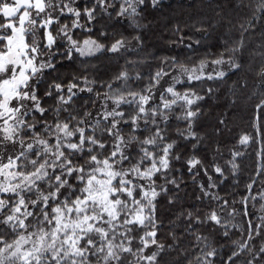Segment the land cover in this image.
<instances>
[{
    "label": "snow or ice",
    "instance_id": "6c2138e0",
    "mask_svg": "<svg viewBox=\"0 0 264 264\" xmlns=\"http://www.w3.org/2000/svg\"><path fill=\"white\" fill-rule=\"evenodd\" d=\"M75 3L76 0H0V144L10 145L7 151H0V264H181L179 260L164 261L165 248L173 246L157 239V198L171 190L168 184L179 191L176 177L167 180L175 141L167 142L166 129L160 125L169 122L168 113L179 102L189 125L187 136L197 137L191 124L200 111L196 104L203 97L195 91V85L225 80L231 70L239 73L246 61L245 38L240 35L230 48L211 53L191 66L176 57H164L168 63L154 72L149 69V82L142 90L125 91L127 81L141 78L140 72L120 70L109 79H89L87 73L88 62L98 54L119 55L127 45L126 38L120 35L106 45L91 36L74 38L72 31L81 26V15L95 23L96 10L106 11V0H88L83 7ZM143 3L144 0H118V7L111 6L112 12L117 17L126 15L135 24L138 6ZM151 4L157 5V0H151ZM256 7L264 13V0ZM67 15L73 17L70 25L61 24ZM248 23L251 25L250 20ZM176 31L180 32L179 26ZM99 35L107 38L108 34ZM194 37L195 31L188 37L186 48L190 51ZM179 40L183 42V35ZM61 41L66 42L63 50ZM194 42L197 46L201 43L199 39ZM65 56L80 61L82 74L74 73L66 84L57 82V74V79L47 77L51 79L47 83L46 73L58 67L56 58ZM261 77L264 87V68ZM41 83L45 90L38 87ZM184 83L189 86L183 87ZM240 83L247 81L242 77L233 81L234 86ZM94 85L103 91H95ZM78 92L95 98L85 101L82 110L76 109L82 114L74 115L69 105H74ZM212 92L211 87L207 88L208 94ZM46 99H53L54 107L44 106ZM256 107L264 108V100ZM49 112L53 113L51 118L37 119V114L47 116ZM61 112L65 113L63 117ZM218 122L223 124V117ZM125 126L130 128L127 135L123 133ZM149 128L154 131L143 138L136 135ZM254 131L264 136L259 126ZM251 139L243 134L240 143L246 145ZM238 155L231 153L233 158ZM186 164L191 173L202 161L193 155ZM228 165L233 172L237 170L232 160L225 162ZM210 168L219 177L224 176V167L219 163L213 161ZM203 171L207 175L209 168ZM256 174L264 176V166ZM156 178L167 183L157 184ZM254 185L249 177L245 188L250 190ZM198 186L205 197L228 206L226 199L212 191L216 185L211 176ZM257 195L264 199V192ZM247 199L240 198L241 216L247 212ZM168 201L174 202V197L168 196ZM204 219L228 226L226 220L221 224L222 217L214 209L208 210ZM193 220L202 222L199 215L187 210L189 228ZM245 223L246 238L233 241V249L222 264H236L242 253L253 252L248 247L253 230L262 234L264 225L251 220ZM133 229L143 230V234L134 238ZM134 239L140 242L135 249ZM195 239L200 251L195 260L187 259L186 264H213L216 249L199 234ZM129 256L134 260L129 261ZM257 257L264 264V244L253 252L247 264H255Z\"/></svg>",
    "mask_w": 264,
    "mask_h": 264
},
{
    "label": "trees",
    "instance_id": "16d2710c",
    "mask_svg": "<svg viewBox=\"0 0 264 264\" xmlns=\"http://www.w3.org/2000/svg\"><path fill=\"white\" fill-rule=\"evenodd\" d=\"M87 2L88 0H76L75 6L83 7ZM259 3L260 0H157V5L153 6L151 0H144L143 5L138 6L136 23L133 24L126 15L117 17L112 12L111 6L118 7V0H106L104 6L106 11L102 12L99 8L96 10L95 23L87 21L81 15V26L72 30L75 34L74 38L83 39L84 36H91L106 45L120 35L126 38L127 45L119 55L107 52L98 54L95 60L88 62L90 67L87 73L89 79H109L120 70H127L130 73L140 72L141 78H131L127 81L129 87L124 89L125 91L142 90L143 85L149 82V69L154 72L168 63L164 57H176L178 61L191 66L200 59L209 58L211 53L230 48L232 42L238 40L240 35L245 38L246 61L239 73L231 70L232 74L225 80L206 81L202 85H195V91L203 97L202 102L196 104L200 111L191 124V129L197 133V137L187 136L189 125L183 117V106L179 102L168 113L169 122L160 125L166 129L164 134L167 142L175 141L174 150L170 153L171 167L167 172V180L176 177L179 184L178 192L174 186L168 184L171 190L161 193L157 198L156 218L160 221L157 239L160 243L173 246L171 249L165 248L164 261L179 260L181 264H186L187 259L195 260L197 252L200 251L195 239L199 234L217 251L213 264H222L227 261V256L233 249V241L241 237L246 238V221L251 220L253 224L264 225V207H262L264 199L257 195L264 192V176L256 174L261 166H264V155H262L264 136L254 131V128L259 126L260 132L264 133V108L256 107L260 100H264V87H261V68H264V13L256 7ZM88 6L91 4L88 3ZM71 19L73 17L67 15L60 23L68 22L70 25ZM249 20L251 25L248 23ZM177 26L180 27V32L176 31ZM56 27L58 28L59 25ZM52 30L55 35V30ZM194 31L193 48L190 51L186 45L189 43L188 37L192 36ZM100 32L108 34L107 38H102ZM181 35L184 37L183 42L179 40ZM136 37H139V40ZM57 39L61 38L57 37ZM195 39L200 40L199 46L195 44ZM65 43L61 41V50ZM47 51L45 49V53ZM56 59L59 62L58 67L55 71L46 73L47 83H51V79H57V74H59L57 82L65 84L72 79L74 73L82 74L79 60L67 56ZM167 71L165 67V72ZM239 77L247 83L234 86L233 81L238 80ZM188 86V83L183 85V87ZM38 87L45 90L43 83ZM93 87L95 91H103L95 85ZM209 87L213 89L211 94L207 93ZM177 90L183 91L180 87H177ZM94 98V95L90 96L87 92H78L74 105L69 107L73 108L74 115H80L81 111L76 109L82 110L84 102ZM44 106L54 107L53 99H46ZM87 107L91 111V105ZM52 115L51 112L47 116L37 114V119H49ZM60 115L63 117L65 113L61 112ZM221 117L224 119L223 124L218 122ZM217 128L219 131H216ZM129 131L128 126L123 128L125 135ZM150 131L154 129L149 128L147 131L137 132L136 135L143 138ZM243 134L252 137L246 145L240 143V136ZM2 145L0 144V150L4 146ZM232 152L239 155L233 158ZM193 155L199 156L202 164L190 173L186 160ZM177 156H179L178 160ZM229 160L237 164L235 172L230 165L225 166V162ZM213 161L224 167L223 177L212 172L210 165ZM206 167L209 168L207 175L203 171ZM208 176L212 177L216 185L212 191L227 200V207H223L220 201L202 194L198 185L201 181H207ZM249 177H252L255 185L250 190H246ZM156 182L167 183L160 178H156ZM170 195L174 197L172 203L168 201ZM242 196L248 198L247 212L243 216L240 211ZM210 209L216 210L222 217V225L223 221H228L226 228L204 219L205 213ZM233 209L235 212L232 211ZM187 210H191L194 216L199 215L202 222L196 223L193 220L189 228ZM0 230H3L2 226ZM142 234L143 230H132L134 238ZM116 242L119 243V239ZM139 243L138 239H134L133 248L135 249ZM262 244H264V230L259 235L253 230V238L248 247L254 252L259 250ZM253 252L242 253L236 264H247L248 260L253 259ZM127 259L132 261L134 257L129 256ZM260 261L261 258L257 257L255 264H260Z\"/></svg>",
    "mask_w": 264,
    "mask_h": 264
},
{
    "label": "rangeland",
    "instance_id": "374dc122",
    "mask_svg": "<svg viewBox=\"0 0 264 264\" xmlns=\"http://www.w3.org/2000/svg\"><path fill=\"white\" fill-rule=\"evenodd\" d=\"M9 2H10V0H9ZM154 95H156V94H154ZM158 98V97H157ZM166 98H169V97H167L166 96ZM4 145V146H3ZM2 146H3V148L0 150V151H7L8 149H9V147H10V145H8V144H3ZM1 146V147H2ZM19 147V146H18Z\"/></svg>",
    "mask_w": 264,
    "mask_h": 264
}]
</instances>
